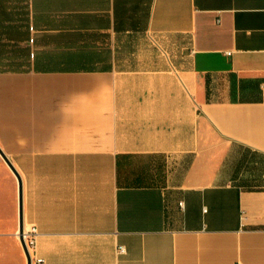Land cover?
<instances>
[{
  "label": "crops",
  "instance_id": "obj_1",
  "mask_svg": "<svg viewBox=\"0 0 264 264\" xmlns=\"http://www.w3.org/2000/svg\"><path fill=\"white\" fill-rule=\"evenodd\" d=\"M263 87L264 0H0L32 264H264ZM18 226L0 155V264Z\"/></svg>",
  "mask_w": 264,
  "mask_h": 264
},
{
  "label": "water",
  "instance_id": "obj_2",
  "mask_svg": "<svg viewBox=\"0 0 264 264\" xmlns=\"http://www.w3.org/2000/svg\"><path fill=\"white\" fill-rule=\"evenodd\" d=\"M0 155L1 157L8 163L9 167L12 169L14 175L17 178V183H18V212H19V226H18V234H19V239L26 257L27 264H32V259L30 256V253L26 247L24 238H23V210H22V179L20 174L14 169L13 165L10 163L8 158L5 156L3 151L0 148Z\"/></svg>",
  "mask_w": 264,
  "mask_h": 264
},
{
  "label": "built area",
  "instance_id": "obj_3",
  "mask_svg": "<svg viewBox=\"0 0 264 264\" xmlns=\"http://www.w3.org/2000/svg\"><path fill=\"white\" fill-rule=\"evenodd\" d=\"M263 96H264V87H263ZM38 234H39V232H38V229L35 225H30L28 228H24V230H23V238H24L26 247L30 253L32 262L35 261L36 263L43 261V259L41 257L35 256V248H36ZM17 235L19 237L18 233H17ZM118 251L124 252L125 251L124 246L119 245Z\"/></svg>",
  "mask_w": 264,
  "mask_h": 264
}]
</instances>
